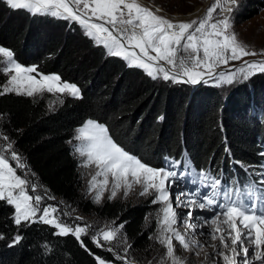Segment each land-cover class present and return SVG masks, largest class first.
Returning <instances> with one entry per match:
<instances>
[{
  "label": "snow or ice",
  "instance_id": "6c2138e0",
  "mask_svg": "<svg viewBox=\"0 0 264 264\" xmlns=\"http://www.w3.org/2000/svg\"><path fill=\"white\" fill-rule=\"evenodd\" d=\"M4 2L12 10H25L33 16H52L78 23L86 36L106 50L107 56L122 58L128 67L142 69L153 79L159 77L191 84L216 79L218 83L232 84L237 78L248 79L256 72L264 73V59L244 60L232 70L218 71L222 66H229L231 61L257 55L232 30L229 14L236 0H214L202 17L189 21H174L158 14L159 9L153 11L142 5L139 0ZM14 57L13 50L0 46V74L8 77L6 83L0 85V95L14 92L33 97L44 93H68L82 98L76 84L62 81L58 74H42L37 66L26 67ZM74 139L79 142L74 145V152L83 158L82 166L96 169L88 189L90 193L95 192L94 203L102 200L105 191H110L108 199H114L121 189L126 196L134 186H140L139 195L151 196L153 204L161 205L155 216L156 231L149 237L164 250L162 255L153 257L155 264H190L188 257L178 254L177 245L197 257L211 247V254L205 251L207 264H264V171L256 173L260 179L246 184L242 191L235 182L222 185L221 179L211 170L193 175L179 160L170 161L167 167H153L127 151L113 138L106 125L94 120L79 127ZM0 140L6 142L0 143V201L14 207L12 220L16 226H22V222L25 227L39 222L58 230L56 235L71 234L94 256L97 264L112 262L91 253L85 238L97 248L113 252L114 258L122 264H139L129 256L131 245L122 233L115 245L111 243L117 239L123 224L115 227L105 224L94 229L83 217L76 216L74 220L83 223L73 225L54 215L61 211L57 206L48 204L41 208L44 197L36 194L38 185L23 172L18 174V170L26 169L27 165L14 149V142L3 133H0ZM236 163L247 171L248 166L240 161ZM184 182L195 185V189L181 188ZM201 189L209 191L201 194ZM180 207L187 209L185 214L177 213L176 208ZM197 209L208 210L212 215H194ZM63 214L71 215L67 211ZM200 236L205 238L203 242ZM0 239H4L3 234ZM21 239L22 236L16 235L13 243ZM209 239L220 243H208ZM119 245H124L123 255L115 251ZM45 248L47 250V245ZM153 260L147 264H153Z\"/></svg>",
  "mask_w": 264,
  "mask_h": 264
},
{
  "label": "trees",
  "instance_id": "16d2710c",
  "mask_svg": "<svg viewBox=\"0 0 264 264\" xmlns=\"http://www.w3.org/2000/svg\"><path fill=\"white\" fill-rule=\"evenodd\" d=\"M263 10L264 0H240L235 16L243 22ZM0 46L13 50L22 65L37 66L45 75L58 74L81 90L82 98L63 95L52 111L48 95H0V133L14 142L30 180L68 206L123 224V236L139 254L149 247L151 236L147 204L108 201L94 206L81 200L80 168L72 144L86 121L106 125L120 145L153 167H161L167 154L178 155L183 142L198 167L212 166L221 152L225 166L227 156L252 168L264 165V98L260 99L258 78L250 93L256 98L252 109L245 101L235 110L224 108L215 92L193 94L186 86L158 82L144 70L128 67L122 58L107 56L78 23L12 10L4 0H0ZM6 81L7 76L0 74V85ZM237 172L239 180L246 178L242 170ZM13 214L14 207L0 201L4 236L0 264H97L71 234L56 235L58 230L39 222L26 227L22 222L18 227ZM16 235L22 236L19 243H13ZM85 242L91 253L112 262L108 253L86 238Z\"/></svg>",
  "mask_w": 264,
  "mask_h": 264
},
{
  "label": "rangeland",
  "instance_id": "374dc122",
  "mask_svg": "<svg viewBox=\"0 0 264 264\" xmlns=\"http://www.w3.org/2000/svg\"><path fill=\"white\" fill-rule=\"evenodd\" d=\"M240 0H236V3L234 5H231L232 12L229 14L231 17V24H232V30L237 34L238 39L242 41L244 44L248 45L250 47V50L255 51L257 55L255 56H246L243 57L242 60L238 61H231L229 66H222L221 69H218V71H229L236 67L241 66L244 60H247L249 62L255 61V60H261L264 59V10L256 17L247 20V21H238V19L235 16V10L239 4ZM139 2L142 5H152L154 8L152 9L155 11L156 9H159L160 15H164L167 18L171 17H180L177 21H189L191 19H195L197 17H202L207 9L211 6V4L214 2V0H139ZM198 10H203L201 15L194 16ZM215 15V14H214ZM8 78V77H7ZM259 79L261 86H262V97L260 99L264 98V73L256 72L254 75L250 76L248 79H242L237 78L234 80L232 84L227 83H218L216 79H209L208 83H198V84H192L191 83H184V82H173L172 80H163L162 78H156L155 80L158 82H170V85L172 87L176 88H182L186 86L191 93L196 94L197 92H215L220 95V97L223 100L224 108H232L235 110V108H240V103L243 102L244 104L249 105V109H252V106L254 102L256 101V98H252L250 95L252 85L255 84L256 79ZM207 79V77H206ZM248 90L249 94L245 92V90ZM14 93V92H13ZM68 93H60V94H51V93H44V94H37L35 95L38 97H42L44 95L49 96V100L47 102L48 109L50 111L54 110L56 106L61 102L63 95H66ZM34 97V96H33ZM241 101V102H240ZM252 112V110H251ZM79 142L74 140L72 146L74 148V145H77ZM76 158L79 162V179H80V193H81V200L84 203H90L94 206H100L104 204L105 202H121V203H128L132 206L136 205H144L147 204L150 208L149 215H148V228L149 233L151 236L156 231L157 223H156V213L157 210L161 207L159 204H153L151 202L152 197L151 196H141L139 195V192L141 191L140 186H134L132 190L128 192V194L125 196L124 189H121L118 191L116 198L114 199H108V196L110 195V191H105L102 200L99 203H94L93 199L95 196V192H89V180L91 179V176L95 174L96 169L95 167H83L82 161L83 158L79 156L78 153H75ZM174 155V154H172ZM226 165L228 168H230L232 165H237L243 172H250L254 174L257 179H260L256 173H259L261 171H264V168H252L247 167V171L245 170V167H241L240 164H237L236 162L233 163L231 158L229 156L226 157ZM168 160H174L171 158H167L165 161L167 164L170 162ZM224 152H221L217 159L215 160V164L219 165L224 161ZM187 165L190 163L189 160H186L185 162ZM13 165L15 166V163L13 162ZM246 166V165H245ZM23 172L28 178L30 177L28 174V171L26 169H20L18 170V174ZM30 179V178H29ZM102 179V178H100ZM187 183V182H184ZM190 184V183H189ZM36 194H40L44 197V199L41 202L40 207L43 208L45 205L51 204L54 206H57L61 211L54 214L59 216V218L69 224H75V223H83L82 221H75L74 217L81 216L84 218V221H86L88 224H91L94 229L103 227L105 224H110L112 227L117 226L118 224L109 222L107 220H103L95 213H88L83 207L82 208H73L71 206L66 205L60 198H54L49 199V196L46 192H44L41 189L37 188ZM175 207V204H174ZM64 211L70 212V216L64 215ZM176 211L180 212V208L176 209ZM206 215H209L210 217L212 215L211 212H207ZM202 212V211H201ZM186 213V212H185ZM196 213H198L196 211ZM39 215V214H38ZM120 233L117 235V239L112 241L111 243L115 245L117 243V240L120 239ZM91 242V241H90ZM92 243V242H91ZM175 243V241H174ZM93 244V243H92ZM94 245V244H93ZM95 246V245H94ZM96 247V246H95ZM123 247L124 245H119L115 251H119L121 255H123ZM97 248V247H96ZM100 249L106 253L109 254V256L112 258V264H122V261L117 260L114 258L113 252L105 251L103 248H97ZM163 248L156 243L155 239H149V247L141 254H139L135 249L131 247L129 250V256L134 257L136 261L139 262V264H147L149 260H153V257H158L159 255L163 254ZM136 253V254H135ZM182 257H188L187 255H183L181 253H178ZM190 264H207V261L203 258H197L192 259L188 257ZM239 259V258H238ZM153 264H155V261L153 260ZM258 264V262H257Z\"/></svg>",
  "mask_w": 264,
  "mask_h": 264
},
{
  "label": "bare ground",
  "instance_id": "6f19581e",
  "mask_svg": "<svg viewBox=\"0 0 264 264\" xmlns=\"http://www.w3.org/2000/svg\"><path fill=\"white\" fill-rule=\"evenodd\" d=\"M145 6L151 8V9L154 8L152 5H149V4H146ZM154 9H155V8H154ZM202 11H203V10H198V12H197L194 16L201 15V14H202ZM179 18H180V17H171V19H173L174 21H177ZM195 187H196V186H195V185H192L191 183H190V184H189V183H183V184L181 185V188H185V189H187V190L195 189ZM176 190H178V189H174V191H176ZM207 191H209V189H201V194H203L204 192H207ZM193 198H194V197H193ZM173 200H175L174 197H173ZM174 204H175V203H174ZM176 209H178V208H176ZM186 211H187L186 208H184V207H180V212L177 211V213L180 214V215H183V214H185ZM197 212H198V213H194V215H200V216H204V217H208V216H209V215H206V210H204V211L201 212V210L197 209ZM207 212H210V211H207ZM180 230L183 232V231H184V228L181 227ZM199 239H200L202 242L205 240V238H204L203 236H200ZM175 243H176V242H175ZM208 243H215V244L218 245L220 242H219V240L211 241V240L209 239V240H208ZM205 251H206L207 253L211 254V253L213 252V249H212L211 247H207V248L205 249ZM205 251H201V252H200V255L197 257V256L192 255L191 253H188V252L183 251V250L180 249L179 246L177 245V252H178V253H181V254H183V255H187L188 257H190V258H192V259H197V258H203V259H204V258H205Z\"/></svg>",
  "mask_w": 264,
  "mask_h": 264
},
{
  "label": "water",
  "instance_id": "95a60500",
  "mask_svg": "<svg viewBox=\"0 0 264 264\" xmlns=\"http://www.w3.org/2000/svg\"><path fill=\"white\" fill-rule=\"evenodd\" d=\"M190 85H192V84H190Z\"/></svg>",
  "mask_w": 264,
  "mask_h": 264
}]
</instances>
